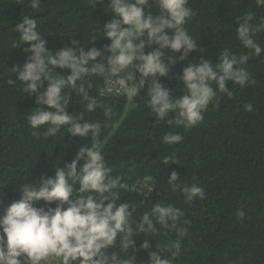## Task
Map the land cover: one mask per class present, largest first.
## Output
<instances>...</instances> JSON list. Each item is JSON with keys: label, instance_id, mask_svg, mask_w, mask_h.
I'll return each instance as SVG.
<instances>
[{"label": "trees", "instance_id": "16d2710c", "mask_svg": "<svg viewBox=\"0 0 264 264\" xmlns=\"http://www.w3.org/2000/svg\"><path fill=\"white\" fill-rule=\"evenodd\" d=\"M109 4L110 0H42L39 9L33 10L29 0H0V186L5 187L0 193V217L11 203L20 200L16 191L19 185L37 183L41 175L53 176L55 168L70 163L80 147L91 143L90 137L71 136L66 127L55 136L45 137L46 125L39 129L28 125L27 116L35 107L46 106L37 105L34 96L23 92V84L12 71L31 55L22 51L28 44L14 48L19 37L14 29L28 15L37 21L50 51L71 46L73 39L86 49L94 46L103 50L110 44L103 36V26L115 17ZM188 6L194 16L186 28L196 40L197 50L188 60L172 66L167 77H161L171 97L183 94L179 77L189 61L199 62L203 57L215 64L223 48L237 56H251L243 67L255 84L241 87L226 82L231 98L221 95L208 106L203 121L190 129L157 121L147 106V84L129 104L123 94L102 96L98 90L103 82L100 76L90 77L89 95L110 106L112 117L106 118L100 107L88 112L87 102L70 89L64 90L70 97L67 111L72 115L83 112L86 120L106 125L100 136L104 159L111 169L109 175L121 177L126 185L118 191L121 202L135 209L133 227L158 202L184 212L178 227L187 229L186 236L157 226L156 235L134 237L136 250L130 249L129 254L136 256L135 264H147L148 252L157 250L155 245L170 249L163 256L172 259V264H264V51L259 56L251 54L236 35L241 18L248 13L254 14L253 24L264 22V6L258 7L256 0H189ZM157 11L155 4L146 9L153 14ZM254 39L264 47V31L256 33ZM149 51L146 47L145 53ZM179 55L166 49L165 61ZM249 103L251 112L244 109ZM168 132L179 133L184 139L174 145L164 144L162 137ZM172 156L177 163L165 165L164 158ZM173 171L179 174L176 183L180 187L175 189L168 184ZM191 184L201 186L206 198L186 201L181 189ZM140 185L151 186L153 191L140 194ZM240 209L245 213L243 219L236 215ZM144 239H150L151 249H140ZM176 244L180 255L173 257ZM116 250L110 247L108 252Z\"/></svg>", "mask_w": 264, "mask_h": 264}, {"label": "clouds", "instance_id": "9594fccd", "mask_svg": "<svg viewBox=\"0 0 264 264\" xmlns=\"http://www.w3.org/2000/svg\"><path fill=\"white\" fill-rule=\"evenodd\" d=\"M41 2L29 0L33 10L39 9ZM153 4L158 11L146 12ZM256 4L264 6V0H256ZM188 5L189 0H110L108 7L115 17L103 26V36L110 41L103 50L94 46L86 49L73 39L71 46L50 51L45 36L38 31L37 21L23 16L22 23L14 29L19 33L14 48L28 44L22 51L31 55L22 65L13 66L12 71L23 84V92L34 96L37 105L46 106L35 107L27 116L28 125L32 129L46 125L45 137L55 136L66 127L71 136L90 137L91 143L80 147L70 163L55 168L53 176L41 175L37 183H24L16 188L20 200L11 203L0 217V264H135L136 256L129 254L130 249L136 250L134 237L156 235L159 228L175 229L180 237L187 235L186 228L178 227L184 212L172 204L159 202L144 212L133 227L135 209L121 202L118 191L126 185L121 183V177L109 175L111 169L104 159L100 136L106 125L86 120L83 112L69 114L70 97L64 90L80 95L87 102L88 112L100 107L110 119L112 108L89 95L90 77L105 78L102 96L123 94L129 104L147 84V106L157 121L186 129L197 126L210 104L223 94L231 98L232 91L226 82L243 87L255 84V80L243 67L251 56H237L223 48L215 64L203 57L199 62L189 61L179 77L184 85L183 94L179 98L171 97L170 90L160 82L161 77H167L172 66L188 60L190 53L197 50V42L186 28L194 16ZM253 19L252 13L243 16L236 35L244 48L259 56L264 47L254 36L264 31V22L253 24ZM96 39L95 30L93 43ZM146 47L150 49L147 54ZM166 49L180 55L169 56L166 62ZM101 84L102 81L98 88ZM244 109L251 112L253 106L249 103ZM183 139L179 133L168 132L162 142L174 145ZM163 162L177 163L174 156L165 157ZM178 180L179 174L173 171L168 184L178 188ZM4 188L0 186V193ZM147 190L151 192L153 188L148 186ZM181 190L188 202L206 198L205 190L197 184L186 185ZM40 201L44 202L43 206H36ZM236 215L243 219L245 213L240 209ZM110 247L118 251L109 254ZM151 247L150 239H144L140 245L141 250ZM155 247L156 251L148 252L147 264H172V259L163 256L170 249ZM174 247L171 255L178 257L179 244Z\"/></svg>", "mask_w": 264, "mask_h": 264}, {"label": "built area", "instance_id": "2783aa9c", "mask_svg": "<svg viewBox=\"0 0 264 264\" xmlns=\"http://www.w3.org/2000/svg\"><path fill=\"white\" fill-rule=\"evenodd\" d=\"M100 87H102V91L105 90V87H106V84H105V78H104V80H103V82H102V84H101ZM102 91H101V92H102ZM112 94H116V93H112ZM138 189H139V191H142L143 193H147V187H145V186H143V185H140V186L138 187Z\"/></svg>", "mask_w": 264, "mask_h": 264}, {"label": "rangeland", "instance_id": "374dc122", "mask_svg": "<svg viewBox=\"0 0 264 264\" xmlns=\"http://www.w3.org/2000/svg\"><path fill=\"white\" fill-rule=\"evenodd\" d=\"M98 90H99V92H101L102 91V87L98 88Z\"/></svg>", "mask_w": 264, "mask_h": 264}]
</instances>
